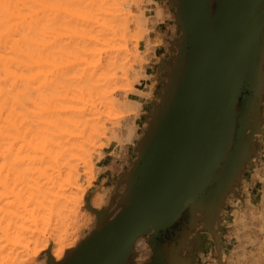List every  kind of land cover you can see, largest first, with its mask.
Wrapping results in <instances>:
<instances>
[{
	"label": "bare ground",
	"instance_id": "6f19581e",
	"mask_svg": "<svg viewBox=\"0 0 264 264\" xmlns=\"http://www.w3.org/2000/svg\"><path fill=\"white\" fill-rule=\"evenodd\" d=\"M161 1H150L157 16L163 13L161 9L164 6H160ZM132 2L0 0V264H44V261L37 262L39 255L44 252V257H48L49 253L55 261L61 259L64 251L74 247L78 240L77 218L83 214L80 212L84 205L85 190L75 178L79 175V171L76 172L79 164L90 161L89 150H94L101 136L108 134L105 136L108 137L106 146H113L111 151L98 155L99 165L103 169L109 166V155L121 152L116 148V144H123L119 134L125 136L124 140L134 137L137 143L145 137L151 109L144 106L146 103L153 108V90L150 92L141 88L135 92V96H129L125 100L124 90L118 87L123 81V76H126L127 65L132 67V62L137 61L135 55L139 45L132 47V51L127 48L126 43V37L132 28L131 22L136 25L137 22H133V19H136L142 25L144 21L140 23V20L147 12L146 7L142 5L143 8H135L133 13ZM136 2L137 0L135 4ZM188 2L193 9V16L199 19L200 30L203 29L200 11L202 0ZM260 5L261 0L258 17ZM61 11L68 16L69 20L65 23L72 24L74 38L69 52L71 64L65 65L67 70L60 66L61 56L67 53L60 41H57L58 45L54 40L59 39L57 29L60 28ZM173 23L178 38L174 17ZM49 27H55L57 36L50 33V37H47L52 31ZM235 28L233 25V31ZM256 31L255 29L249 41L243 39L245 31L241 32L239 40H232L230 34L228 35L231 41L224 48L230 64V76L237 74L247 47L254 43ZM98 43L106 44L107 52L103 58L93 59L94 47ZM166 48L169 51L168 47ZM159 49L161 46L155 47L152 55H156ZM161 59L158 58V62L154 60L156 62H153L152 69H159ZM225 65L221 62V66ZM139 67L137 69L141 70ZM148 69L140 72L141 75L145 74L144 83L147 86L151 81ZM47 73L53 76V80H50L51 77ZM143 86L145 88V85ZM50 89L52 94L48 91ZM121 90L123 91L120 92ZM46 93L52 98L47 96L51 100V103L47 101L48 108L44 105L47 100L45 95H48ZM52 100L57 102V105L53 104ZM125 103L129 108H133L131 105L137 108H140L139 105L144 106L135 116L130 113L129 108L125 109ZM121 122L122 129L119 127ZM141 126L142 131L138 135L137 130ZM114 130L116 133L121 132L116 134L113 133ZM113 141L116 143L111 144ZM86 166L81 167L85 169ZM74 172L77 174L74 175ZM72 174L75 177H72ZM262 189L264 190V187ZM105 196L103 191L94 193L90 198V206L99 210L108 199ZM84 215H87V218L89 216L85 213ZM71 218L74 220L68 223ZM88 219L90 220V217ZM258 231L260 233V228ZM135 242L138 259L145 258L149 250L144 247V242H141V236H138Z\"/></svg>",
	"mask_w": 264,
	"mask_h": 264
},
{
	"label": "water",
	"instance_id": "95a60500",
	"mask_svg": "<svg viewBox=\"0 0 264 264\" xmlns=\"http://www.w3.org/2000/svg\"><path fill=\"white\" fill-rule=\"evenodd\" d=\"M170 1L179 36L169 50L176 54L160 60V100L131 167L114 180L117 188L124 184L123 192L114 195L112 210L115 197L100 210L87 197L85 207L96 216L93 230L60 261L49 256L50 264H134L138 236H146L152 249L144 264H193L203 233L220 251V211L256 156L257 136L264 135V0L259 17V0H202L201 30L188 0ZM255 29L253 45L230 76L228 35L239 40L245 31L249 41ZM184 214L179 236L167 239Z\"/></svg>",
	"mask_w": 264,
	"mask_h": 264
},
{
	"label": "rangeland",
	"instance_id": "374dc122",
	"mask_svg": "<svg viewBox=\"0 0 264 264\" xmlns=\"http://www.w3.org/2000/svg\"><path fill=\"white\" fill-rule=\"evenodd\" d=\"M132 1H133L132 2L133 8L131 10H133V13H135L134 12L135 8L136 9L137 8H143V6L146 7L145 9L147 12H146V16H144V18L142 20H140V23L142 21H144V23L142 22V25L139 24L138 20H136V19H133L134 21L131 20L133 22L136 21L137 24H139V25H137V24L135 25V23L133 24L131 22L132 28L130 29V34L126 37V43H127V48H130L132 51H133L132 47L135 48V46L137 44L139 45V47H138L139 50H138L137 54L135 55V52L133 54L136 56V60L138 62L137 61H135V62H137L138 64L135 62H132V64H131L132 67H130L129 64L127 65V67L125 68V70H126L125 75L126 76H123L125 79L123 78L122 83L120 82L118 84V87L120 89L124 90V91L121 90L120 92L123 91V98L125 100L129 96L130 97L135 96L136 95L135 92L137 93V91H140L141 88H143V90H145V91L148 89L150 92H151V90H153L152 98L155 99V103H158L160 100L158 97V94L161 92L163 78L161 76V70L156 69V68L152 69V65L155 64V62L157 61L158 58L159 59L160 58L167 59L170 55L176 54L175 48H174V50L173 49L169 50V47L171 45L169 42L174 41V39L177 38L176 30H174V27H173L174 26V23H173V17H174L173 16V6H172V3L170 0H162L160 2V4H161L160 6H162V7L164 6V7L163 8L160 7V8L164 9L165 11L163 13L161 12L159 14V16H157L156 12L154 13L155 8L153 10L154 6L152 7L153 3L152 2L150 3V1H152V0H149V1L140 0L141 4L138 3L139 0H137L136 4H135V0H132ZM134 5H136L137 7H135ZM148 7H149V9H147ZM154 14H155V16H154ZM166 15H167V17L165 18ZM161 17H162V19H161ZM59 19H60V21H59L60 28L59 29L56 28L57 33H58L57 35H58L59 39L58 40L54 39V40L56 41V43L58 45L60 43V45H62L64 47L65 52L67 53L64 56H61V60H60V66L61 67L64 66V68H65V65L71 64V58H70L69 52L71 50L72 45L74 44L72 42V41H74V38L72 36V27H71L72 24L65 23V21H67L69 19H68V16L63 11L60 12ZM51 26L53 27V25H51ZM135 26H137V27H135ZM55 27L53 29H51V27H49V28L52 31L54 30V32H55ZM145 27H147V28H145ZM164 27H167V30ZM49 28H48V30H50ZM52 31L48 33L47 37L50 35V33H51V35L57 36L56 32H55V34H53L54 32H52ZM51 38H53V37H51ZM54 40H51V41H54ZM57 41H60V42L58 43ZM55 44H54V46H55ZM157 46H161V49H159V51H157L156 55H152V50ZM152 47H153V49H152ZM162 47H164V48H162ZM166 47H168L169 51H167ZM106 52H107L106 44L98 43L94 47L93 59L103 58L106 55ZM153 58H155V59H153ZM154 60H156V61L154 62ZM153 62H154V64H153ZM133 63H135L136 65ZM148 65H149V67H148ZM142 66L144 69L149 68L148 70H149V75L151 76V78H150L151 81H149L148 85L149 86L152 85V87H149V86H147V84L144 83V79H146L144 76L145 74L143 73L141 75V73H140L141 71L144 70L142 68ZM138 67L141 70L137 69ZM67 69L68 68L66 66L65 70H67ZM63 72L65 73L66 71H63ZM66 74H67V72H66ZM47 75L49 76L48 73H47ZM49 77H51L50 80L51 79L53 80V78H52L53 76H49ZM141 82H142V84H141ZM143 85H145V88ZM118 87H117V89H118ZM48 91H49V93L52 94V92H50L51 89ZM149 91H147V92H149ZM46 94H48V93H46ZM49 95L50 94L45 95L46 96L45 100L47 99L45 101V104H44L45 107H47L49 105L47 103V101H49V103H51L50 102L51 100H49V98H47V96H49ZM52 97H54V96H52ZM50 98H51V95H50ZM54 100H56V99H54ZM52 103L55 104L57 102H54L52 100ZM122 103H123V101H122ZM53 104H52V106H54ZM55 105H57V104H55ZM123 105L125 106V109L130 107V106H127L126 103ZM52 106H50V107H52ZM132 106H133V108H129V111H131L130 113H132L136 116L137 114H139L142 111V107L144 105H139L140 106V108L138 107L139 109L137 108V106L131 105V107ZM150 109H151L150 112L153 111V108H150ZM262 109H263L262 117L264 120V103L262 105ZM132 114H131V116H134ZM122 122L120 123V126H119L120 128L122 127V124L124 123V122L123 123ZM119 127H118V130H119ZM146 128H147V126H146ZM146 128H145V131L147 130ZM262 129H264V123H263ZM141 131H142V126L138 128L137 134L140 135ZM114 132H115V130L113 131V133ZM117 132L118 133H116V132L115 133L119 134L121 131H117ZM120 135H121L123 144L122 145H121V143L116 144V145H118L116 148H119L121 152H119L117 155L116 154L114 155V153L109 155V157H108L109 158V166L106 169H103L102 166L99 165L100 158H98V155H100L103 152L111 151V149L113 147V146H110L111 147L110 148V147L106 146L105 142H106V139H108V137H105V136H108V134L101 136L98 139V141L96 142L98 144L95 143L97 146H94V150L91 149V150H89L91 152L88 151L92 156V157H90V154H88L89 159L91 158L90 161H85L86 163H80L79 164L80 166L78 167V169L76 171V172L79 171L78 172L79 175L77 176L78 178L73 176V174L75 175L76 172H74L72 174V177H75L77 179V182L81 186V188L83 187L85 190L84 195H83L84 205L82 206L81 212H80V214L82 212H83V214L79 215L77 218V220H78L77 221V224H78L77 225V227H78L77 228L78 240L75 243L74 247H76L77 244L81 240H83L86 236H88L90 234V232L93 230V228L96 224V216L91 211L86 209V207H85L86 198L88 197L89 205H90V198L94 195V193L99 192V191H103L106 194V196L108 197V199L105 196L107 201L104 203L105 205H102L100 207V209H101L104 207H108L110 205V201L113 197H115L114 196L115 194L119 197L121 195V193L123 192L124 184H121L117 188V184L115 183L114 180L116 178H119V179L122 178L121 174L128 171V169L131 167V163L135 159L134 147H136L137 142H136V138H134V137L131 138L130 140H127V139L124 140L125 136L122 135V133L119 134V136ZM110 136H109V138H110ZM134 142L136 143L135 146H134V144H135ZM112 143L114 144L116 142L113 141V142H111V144ZM256 143H257L256 156L253 157L247 163L246 170L243 172L242 179L240 181L238 189L235 191V193H231L228 195V197H227V199H226V201H225V203H224V205L220 211V214H219L220 215V223L219 224L221 226V228L219 230V236H220V240H221V246H220L221 250L218 253L216 251V248L214 246V242L211 239V237L207 234H203L205 240L201 244V247L195 252L194 256H195L196 260L193 264H250V263L251 264H264V222H262V221H264V211H263L264 210V197H263L264 196V194H263L264 190L262 189L264 187V185H263L264 184L263 183L264 182V176H263V174H264V171H263L264 170V135L257 136V142ZM96 159H98V160H96ZM81 166H86V168L84 169V167H83V169H84L83 170ZM104 171H105V174H104ZM75 178H73V179L75 180ZM117 196L113 199L114 201L112 202V205L110 206L111 210L115 206ZM84 213L89 215L88 218L90 217V220L87 218V215H84ZM247 214H249V215H247ZM255 216H257L258 219ZM80 217H81V219H80ZM253 218H255V219H253ZM238 219H239V222H237ZM242 219H244V220H242ZM73 220H74L73 218L68 219V223L73 221ZM245 220L246 221L249 220L248 223ZM258 220H260V221H258ZM240 221L242 223H240ZM235 227L239 233L235 230ZM259 228H260V233L258 231ZM78 229H80V230H78ZM257 233H259V235ZM141 242L143 244H145L144 247L146 246L145 248H147L149 250V253L147 252V255L145 258L138 259L137 255H136V250H137L136 242H134L133 255H132V262L134 264H144L149 260V258L152 255V249H151L150 245L148 244L146 236H143V237L141 236ZM245 242L246 243L249 242V243L246 244ZM74 247H71V248H74ZM68 249H70V248H68ZM147 249H146V251H147ZM240 250H242V251H240ZM48 251H49V248L47 249V252ZM65 251H64V253H65ZM64 253H63L61 259L64 257ZM254 254H255V256H254ZM45 255H46V252H44L43 254H40L38 259H37V262L44 261V264H49L48 263V257L50 255L48 253V257H44ZM249 255H251V256H249ZM253 258L255 259V261ZM61 259H59L58 261H60ZM250 260H251V262H250ZM58 261H55V262H58Z\"/></svg>",
	"mask_w": 264,
	"mask_h": 264
},
{
	"label": "crops",
	"instance_id": "0c3cea01",
	"mask_svg": "<svg viewBox=\"0 0 264 264\" xmlns=\"http://www.w3.org/2000/svg\"><path fill=\"white\" fill-rule=\"evenodd\" d=\"M162 11L164 12L165 10L162 9ZM166 30H167V27H164ZM162 29V28H161ZM163 32V31H162ZM145 103V102H144ZM149 107V110H150V105H146L145 103V106L144 108H148ZM186 214H184L176 223H174L168 230H167V234H165L166 238L171 240L172 237H178L179 236V233L182 231L183 227L185 226V223H186ZM184 222V223H183ZM200 226H198L199 228ZM204 234V233H203ZM163 236V237H165ZM195 237L194 234L190 235V238H193ZM203 240H205L204 238V235L202 237Z\"/></svg>",
	"mask_w": 264,
	"mask_h": 264
}]
</instances>
